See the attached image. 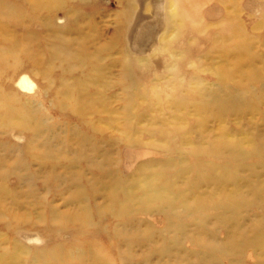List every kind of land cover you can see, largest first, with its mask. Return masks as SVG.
Masks as SVG:
<instances>
[{
	"label": "rangeland",
	"instance_id": "374dc122",
	"mask_svg": "<svg viewBox=\"0 0 264 264\" xmlns=\"http://www.w3.org/2000/svg\"><path fill=\"white\" fill-rule=\"evenodd\" d=\"M258 145L264 0H0L7 263L264 264Z\"/></svg>",
	"mask_w": 264,
	"mask_h": 264
},
{
	"label": "water",
	"instance_id": "95a60500",
	"mask_svg": "<svg viewBox=\"0 0 264 264\" xmlns=\"http://www.w3.org/2000/svg\"><path fill=\"white\" fill-rule=\"evenodd\" d=\"M56 57H58V59H57V61L59 62V61H61V59H67V57H68V52H66V50L65 49H61V50H57L56 51ZM71 65V64H70ZM177 67V64L176 63H173V62H170L169 63V66L167 67V69L166 70H169V71H171V70H174L175 68ZM184 80V81H183ZM182 82L186 87H188L190 84H191V81H192V79L191 78H183V79H180L179 80V82ZM199 82H200V80H199ZM136 86L137 85H131V87L133 88V91L135 90V88H136ZM180 87V89L181 88H184L183 86L181 87V86H179ZM180 89H179V92H180ZM132 91V92H133ZM231 91V94H233V96L235 97V98H237V95H238V92L237 91H233V90H230ZM181 93V92H180ZM184 94H186V93H182V97H180L179 96V100L180 101H182V102H190V101H187V100H185V95ZM200 95H199V100L200 99H204V103L205 104H208V106H211V105H218V106H220L221 107V110L223 111V112H225V113H228V112H232L235 108H233L232 110H225L224 109V104H223V100H222V98H219V97H217V96H214L213 97V99L211 100V99H209V97H208V99H209V103L207 102V100H205V96H206V94L205 93H203V92H200L199 93ZM230 94V93H229ZM167 95H166V93L164 92V93H161V94H159V95H157V97H161V98H165ZM131 98L132 99H134L135 98V95H132L131 96ZM206 106V105H205ZM236 108H238V107H236ZM37 132H38V130H37ZM173 135V134H172ZM183 136V135H182ZM179 144H181V147L180 148H182V147H185V146H192L193 147V145H192V143H189V141H187V142H185V141H183L182 140V137L179 139ZM223 143V142H222ZM186 144H188V145H186ZM224 145H222V144H220V145H218V146H216V145H211L208 149H228V148H226V147H224V148H222ZM229 149H235V151H231L233 154H232V161L231 160H229V162L231 161V163L232 164H236L237 163V161H239L238 159H243V157H242V155H245V154H243L242 152H239V151H236L237 149H241L240 148V146L239 145H237V146H235V147H232V148H229ZM255 149H260V150H258V151H256L258 154H260L261 153V151H263V150H261V149H264V147H262V146H260V145H258V146H256V148ZM255 154V153H254ZM255 155H257V154H255ZM245 158V157H244ZM228 162V163H229ZM230 163V164H231ZM227 166V165H226ZM238 197H236V199H237ZM243 201V200H242ZM239 204V203H238ZM246 205H250V206H256V205H261L260 204V201L258 200V199H256V200H254L253 202H249V203H245ZM242 206L241 205H237V206H235V207H232L233 209H240ZM237 211V210H236ZM236 211H231L232 213L231 214H234Z\"/></svg>",
	"mask_w": 264,
	"mask_h": 264
},
{
	"label": "bare ground",
	"instance_id": "6f19581e",
	"mask_svg": "<svg viewBox=\"0 0 264 264\" xmlns=\"http://www.w3.org/2000/svg\"><path fill=\"white\" fill-rule=\"evenodd\" d=\"M183 1H189V0H183ZM176 4V2L175 3H172L171 4V2L170 3H168V7H173L174 5ZM187 5H188V7H189V9H192V11L194 10V2H192V3H187ZM175 7V6H174ZM177 11V10H176ZM185 13H186V16H185ZM174 16L176 17L177 16V18L178 19H180L179 20V22L181 23V19H182V16H185L187 19H190L191 18V16L190 17H188L189 15H188V13L186 12V10H185V12L182 10L181 11V15L178 13L177 15H175L174 14ZM184 17V18H185ZM168 20H170V19H172V17H171V15H169L168 17ZM160 38V37H159ZM17 86L19 87V88H21L22 90H27L28 91V89H29V87H30V85L28 84V82H27V80H26V78L25 77H22V78H20L19 79V81L17 82ZM24 238H26V237H24ZM35 241V240H34ZM15 250H17V249H15ZM13 255H15V254H13ZM12 259H14V256H12V255H5V254H1L0 253V264H11V263H7L6 262V260L7 261H11ZM30 264H35V262H30Z\"/></svg>",
	"mask_w": 264,
	"mask_h": 264
}]
</instances>
